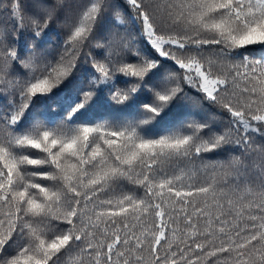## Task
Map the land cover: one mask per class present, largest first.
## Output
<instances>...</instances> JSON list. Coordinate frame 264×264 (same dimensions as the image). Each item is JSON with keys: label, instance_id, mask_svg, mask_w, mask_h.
Instances as JSON below:
<instances>
[{"label": "snow or ice", "instance_id": "obj_1", "mask_svg": "<svg viewBox=\"0 0 264 264\" xmlns=\"http://www.w3.org/2000/svg\"><path fill=\"white\" fill-rule=\"evenodd\" d=\"M0 10V264H264V0Z\"/></svg>", "mask_w": 264, "mask_h": 264}, {"label": "trees", "instance_id": "obj_2", "mask_svg": "<svg viewBox=\"0 0 264 264\" xmlns=\"http://www.w3.org/2000/svg\"><path fill=\"white\" fill-rule=\"evenodd\" d=\"M6 0H0V4L2 3H5ZM26 2V0H21V4H24ZM27 2H31V0H27ZM43 2L45 3H50L51 0H43ZM71 3H76V2H82V0H70ZM14 21L11 19V17L5 13L3 10H0V28H7L8 30V37L7 39L8 40H12V35H11V32H12V28H13V25H14ZM25 23H28V20L26 19L25 20ZM130 27V26H129ZM50 33H49V36L48 38L45 40V42L43 43V46L41 48V52L42 53H55V50H56V44H57V36H56V33H59L60 35V39H63L64 37V34H65V31L66 29L64 28L62 22L60 19L58 20H54L53 23L50 25ZM25 41H21V43H24ZM103 50L102 49H95L93 48L92 49V52L93 54H96L98 52H102ZM18 72L20 73H26L27 70L26 69H23V68H19L18 67ZM82 75V73H78L77 74V78L79 79V77ZM118 79H123L122 77H120L119 75L117 76ZM71 88H72V85H69V88H68V91H71ZM0 103H3L2 100H0ZM115 107V106H114ZM189 107H191V105H189ZM58 111V109H57ZM192 111L194 113H200V109L198 107L196 108H192ZM212 111H216V110H212ZM96 115H103V110H97V112L95 113Z\"/></svg>", "mask_w": 264, "mask_h": 264}]
</instances>
